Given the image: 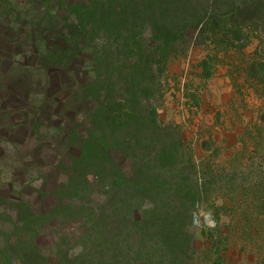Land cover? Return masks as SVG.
<instances>
[{
    "label": "rangeland",
    "instance_id": "374dc122",
    "mask_svg": "<svg viewBox=\"0 0 264 264\" xmlns=\"http://www.w3.org/2000/svg\"><path fill=\"white\" fill-rule=\"evenodd\" d=\"M89 3L0 0V264H111L112 247L122 244L125 264H148L159 259L162 241L138 223H160V214L170 215L175 234L185 223L182 264H264V80L247 73L264 35L245 31L229 51L208 38L196 45L190 30V48L164 72L154 68L140 104L129 101L123 76L110 81L129 105L120 119L125 126L138 119L143 130L128 152L153 158L139 110H156L158 129L179 151L167 170L187 192L199 183L195 206L186 194L182 208L157 212L128 191L132 162L122 154L111 153L115 167L101 160L105 181L75 170L97 106L84 94L95 77L93 52L82 49L67 65L48 61L69 46L68 26ZM201 210L212 215L199 222L215 226L192 227Z\"/></svg>",
    "mask_w": 264,
    "mask_h": 264
},
{
    "label": "trees",
    "instance_id": "16d2710c",
    "mask_svg": "<svg viewBox=\"0 0 264 264\" xmlns=\"http://www.w3.org/2000/svg\"><path fill=\"white\" fill-rule=\"evenodd\" d=\"M89 10L92 16H89ZM84 13L86 15L83 12L76 14L75 24L68 26L69 46L57 50L56 55L51 54L48 61L49 65H54L53 61L62 59L67 65L82 49L89 48L93 52L95 77L84 87V94L97 106L90 116L87 134L82 138L83 147L76 159V172H83L85 177L94 173L98 179L105 181L101 160L115 167L117 163L111 153L117 152L132 162L127 189L138 195V200L145 207L157 212H163L169 205L180 209L185 206L183 202L188 195L195 206L202 197L198 181L195 179V186L187 192L185 181L176 180L173 171L166 168L174 158L177 159L179 151L158 129L154 120L156 110L144 114L139 107V112L145 116L137 115L142 117L143 122L140 123L148 141L145 153L153 158L141 160L140 154L128 152V141L139 139L136 136L137 130L140 131L137 127L139 120L135 119L131 125L125 126L119 116L124 107L129 109V105H125L126 99L119 101L115 98V89L110 81L123 76L129 101L140 104L141 93L151 90L148 82L154 77V68L158 66L161 73L164 72L171 60L183 56L190 48V43H193L188 37L190 30L197 32L194 38L196 45L210 39L216 45L224 44L229 51L237 48L235 41L241 40L240 35L245 31L247 34L256 32L264 35V0H90ZM146 33H149L148 40ZM97 40H102V46L96 45ZM263 44L261 42V46ZM256 54L260 59L249 66L247 73L262 81L264 49ZM207 64L206 61L203 71L208 77L210 70ZM105 79L109 80L105 82ZM99 128L101 135H94ZM123 129L127 130L125 134L121 133ZM140 132L143 133V130ZM112 138L114 144L110 141ZM126 202L130 208L139 209L138 203L130 205ZM159 216L160 223H138L146 229L143 233L154 231L162 241L159 259H150L148 264H182L180 260L186 253L181 249L182 243L187 241V246L190 244L183 228L185 223L180 226V233L175 234L176 230L172 228L175 223H170V215ZM151 220L146 219V222ZM122 248L123 244L112 247L111 264H125ZM183 264H187L186 261Z\"/></svg>",
    "mask_w": 264,
    "mask_h": 264
},
{
    "label": "clouds",
    "instance_id": "9594fccd",
    "mask_svg": "<svg viewBox=\"0 0 264 264\" xmlns=\"http://www.w3.org/2000/svg\"><path fill=\"white\" fill-rule=\"evenodd\" d=\"M212 213L210 210H201L199 213V217L197 216V213H193V223L192 227L194 228H201V227H213L215 226V221L212 220L210 223H200L199 218H206L211 216Z\"/></svg>",
    "mask_w": 264,
    "mask_h": 264
}]
</instances>
